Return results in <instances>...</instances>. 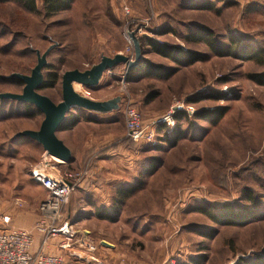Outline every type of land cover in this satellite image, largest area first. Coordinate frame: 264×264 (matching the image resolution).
Instances as JSON below:
<instances>
[{"label": "rangeland", "instance_id": "1", "mask_svg": "<svg viewBox=\"0 0 264 264\" xmlns=\"http://www.w3.org/2000/svg\"><path fill=\"white\" fill-rule=\"evenodd\" d=\"M37 6L30 13L0 3V96L22 95L25 79L44 61L38 93L57 105L66 72L122 57L81 92L101 102L119 98L121 110L103 116L77 109L96 117L76 128V148L86 149L81 166L61 169L86 171L89 179L94 153H112L124 163L116 169L119 189H135L122 204L118 190H108L116 211L99 222L103 228H89L88 221L73 225L95 249L82 241L52 254L68 264H256L264 257V86L251 79L264 75V0H72L54 16L43 0ZM149 40L192 63L156 53ZM221 47H233L235 55L221 56ZM145 62L161 67V77L128 76ZM51 73L57 82L43 88ZM128 100L147 121L165 117L177 103L195 114L180 111L169 133L161 128L154 143L134 144L125 137ZM44 118L30 103L0 98V228H32L38 221L46 192L31 171L45 160L44 149L24 134L39 132ZM166 132L172 145L163 142ZM85 200L77 190L65 212H76ZM227 208L240 225L211 219ZM103 239L113 252L89 263Z\"/></svg>", "mask_w": 264, "mask_h": 264}, {"label": "built area", "instance_id": "2", "mask_svg": "<svg viewBox=\"0 0 264 264\" xmlns=\"http://www.w3.org/2000/svg\"><path fill=\"white\" fill-rule=\"evenodd\" d=\"M184 111L194 115L190 106L177 103L171 107L167 115L160 119L147 121L134 107L132 101H126L124 106L125 137L134 144L154 143L156 132L160 125H166L167 131L175 127V115ZM169 133V131H168ZM52 160H55L49 157ZM56 161V160H55ZM61 162L51 166L46 159L36 165L31 171L33 181L45 192L46 196L38 207V221L34 230L41 236V244L46 247L50 242L60 237L62 242L59 248L63 251L71 249L74 243L89 244L85 238H78L72 222L65 216V207L74 192L81 189L85 183L88 172L63 171ZM9 222L8 218L4 219ZM80 240V241H79ZM34 235L31 231L11 229L0 231V264H68L62 256L34 253Z\"/></svg>", "mask_w": 264, "mask_h": 264}, {"label": "crops", "instance_id": "3", "mask_svg": "<svg viewBox=\"0 0 264 264\" xmlns=\"http://www.w3.org/2000/svg\"><path fill=\"white\" fill-rule=\"evenodd\" d=\"M73 90L79 94H81V92L83 93L82 85L77 84V83L73 84ZM91 100L93 102H97L101 104L114 102L116 107L112 108L111 110H107V111H91V110H85V109H80V110L87 111L88 113H90V115L110 116L111 114H113V112L119 111L120 109L119 107L120 99L119 98H115V99H112L109 101H103V102L98 101L96 99L95 100L91 99ZM114 104L112 103L113 106H115ZM77 109L79 108L71 110V112L66 115L65 121L62 123L60 130L56 133V136L59 139V141H61L65 145V147L70 151V154H71L70 162L65 163V164L61 163L60 165L61 168L66 165H74L75 167H80L85 158L86 149H81L80 151H78L76 148L77 141L74 139L77 133L76 128L81 124L82 121L84 120L92 121V119H94L93 117H96V116H86L85 117L84 114L77 112ZM74 116L81 117L79 121L80 123L73 125ZM71 134H73L74 136H71ZM108 137L109 139L112 138L110 137V135H107L105 138H108ZM93 142L94 141H92V144H91L92 146L94 145ZM95 144H98V140L95 141ZM98 153H99V150H97L93 155V156L96 155V157H95V160L93 159L94 162L92 164V170L90 172V177H89V179L91 178L90 181L87 178L88 179V180L86 179L87 183L85 182L82 188L78 190L82 192V195L85 196L86 200L84 204L82 205V207L78 208L76 212L73 211L72 214L71 212L70 214L65 212V216L67 217V219H69L72 222V224L77 228L79 227L81 223H83V221H88L90 224H93L89 228H103L102 227L103 225L101 226V223L99 224V222L100 221L104 222L105 218H109V217L111 218L113 213L116 211L115 209L111 208V205L109 203L110 194L108 190L109 189L121 190L119 189L120 187L119 179L121 178H120V175H118V171L116 169L120 168V166H123L124 163L120 161H114L112 158H114L115 156H113L112 153H106L105 155H102V156H98ZM44 158L45 159L49 158L45 150H44ZM17 223L20 224V222H17ZM22 225L24 227V228H21L22 230H30L31 232H33V235H34L33 252L34 253H43V254L64 253V251L59 248L60 243L62 242V240H60V237L53 239L48 246L43 247L41 244V236L35 232L33 228L34 226L30 228V223L22 224ZM7 230H11V229L10 228L9 229L0 228V231H7ZM85 234H88V233L85 232ZM89 241L91 242L92 246L95 247V244H93L91 240ZM98 247H99L98 255L97 254H96L97 256L93 255V258L91 257V260L89 263H94V262L100 263L99 262L100 259L103 256L108 258V256H110V253H112L113 249L115 248L113 244L107 239L100 240Z\"/></svg>", "mask_w": 264, "mask_h": 264}, {"label": "water", "instance_id": "4", "mask_svg": "<svg viewBox=\"0 0 264 264\" xmlns=\"http://www.w3.org/2000/svg\"><path fill=\"white\" fill-rule=\"evenodd\" d=\"M121 60L123 58L118 56L114 60H104L89 71L82 73L78 71L66 72L62 76V101L57 105L38 93V90L42 87L38 74L45 66L44 61L39 63L30 78L25 79L26 86L23 89L22 95H6L0 96V98H11L15 101L30 103L44 114L45 118L39 132H26L24 135L37 141L49 157L65 164L70 162L71 154L65 145L59 141L56 133L60 130L62 123L66 119V115L76 108L91 111H107L116 107L114 102L112 103L115 106L111 102L101 104L76 93L73 90V84H80L87 90H90L96 85L104 72L112 70Z\"/></svg>", "mask_w": 264, "mask_h": 264}, {"label": "trees", "instance_id": "5", "mask_svg": "<svg viewBox=\"0 0 264 264\" xmlns=\"http://www.w3.org/2000/svg\"><path fill=\"white\" fill-rule=\"evenodd\" d=\"M72 0H43L44 3V7L45 10L47 12L48 16H54V15H58L59 13L68 10L70 5H71ZM0 3L5 4V3H14L17 4L19 6H21L24 10L30 12V13H37L38 12V6H37V0H0ZM148 45L150 47L153 48V51H155L156 53L160 54V55H164L165 57L172 59L173 61L177 62V64H181V65H185L187 64L188 66L192 63V62H187V59L185 60H180L178 54H174V52H169L171 51V48H167L166 45H162L158 42L149 40L148 41ZM213 48V47H212ZM215 49V48H214ZM234 50L233 47L230 48H223L221 47V49L217 50V52H219V54L221 56H230L232 54H234V52L232 51ZM245 54V52H244ZM235 55V54H234ZM233 55V56H234ZM256 55L252 53L248 55V59L249 60H254V57ZM146 65H142L141 67L128 72V76H134V75H143L142 77H152V76H156V77H161V73L160 71L162 70L161 67L159 66H154L152 64H149L147 62H145ZM48 78L50 79V81L47 83H45L43 85V88H52L54 87L55 83L58 80V76L55 73H51ZM251 79L253 82H255L258 85L264 86V75H252ZM180 114L175 115V119L177 120L179 118ZM74 121H73V125L77 124L80 121V116H74ZM164 129L165 131L167 126L166 125H160L158 127V132ZM165 143H168L170 145H172V143H170V138L168 137V133H165V137H164V141ZM135 189L133 190H128V191H123L118 190L117 194L119 196V204H122L126 199H128L132 193H134ZM227 211L225 213L221 214H216V216H214V214H210L211 219L215 220V222L217 223H222L224 225H240L242 223V220H240V217L238 215H236L234 213V211L231 208H227ZM257 263L256 264H264V257H258L257 258Z\"/></svg>", "mask_w": 264, "mask_h": 264}, {"label": "bare ground", "instance_id": "6", "mask_svg": "<svg viewBox=\"0 0 264 264\" xmlns=\"http://www.w3.org/2000/svg\"><path fill=\"white\" fill-rule=\"evenodd\" d=\"M57 162H60L59 160L55 159Z\"/></svg>", "mask_w": 264, "mask_h": 264}]
</instances>
